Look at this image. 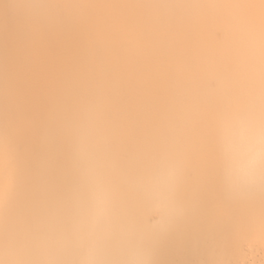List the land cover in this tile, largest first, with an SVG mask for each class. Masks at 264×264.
I'll use <instances>...</instances> for the list:
<instances>
[{
	"label": "rangeland",
	"instance_id": "374dc122",
	"mask_svg": "<svg viewBox=\"0 0 264 264\" xmlns=\"http://www.w3.org/2000/svg\"><path fill=\"white\" fill-rule=\"evenodd\" d=\"M133 1L0 0V208L16 214L43 197L47 206L32 242L4 227L0 257L83 264L90 237L108 250L105 264H120L118 242L148 223L151 186L168 183L184 214L152 237V264H264V219L240 221V208L264 206V183L247 192L225 183L264 129V0ZM203 31L208 42L194 49H208L213 80L193 90L178 52ZM242 120L251 128L240 139ZM59 240L64 251L49 256Z\"/></svg>",
	"mask_w": 264,
	"mask_h": 264
},
{
	"label": "clouds",
	"instance_id": "9594fccd",
	"mask_svg": "<svg viewBox=\"0 0 264 264\" xmlns=\"http://www.w3.org/2000/svg\"><path fill=\"white\" fill-rule=\"evenodd\" d=\"M251 123L242 120L236 135L243 139ZM251 155L240 160L226 173L225 183L229 191L247 192L264 183V129H257L252 138ZM149 220L146 227L132 236L125 237L115 248L121 258L120 264H152L151 239L164 231L175 219L184 214V208L177 202L174 187L168 183H157L149 191ZM109 255L94 238H86L82 248L83 264H105ZM0 264H4L0 260Z\"/></svg>",
	"mask_w": 264,
	"mask_h": 264
},
{
	"label": "bare ground",
	"instance_id": "6f19581e",
	"mask_svg": "<svg viewBox=\"0 0 264 264\" xmlns=\"http://www.w3.org/2000/svg\"><path fill=\"white\" fill-rule=\"evenodd\" d=\"M80 1V0H79ZM120 1H122V0H120ZM125 1V0H124ZM134 1H136V0H134ZM133 1V2H134ZM139 1H142V0H139ZM138 1V2H139ZM145 1H146V3H152V1H155V0H144V1H142L141 3H145ZM148 1V2H147ZM157 1H163V3H165L166 2V0H157ZM157 1H156V3H157ZM171 1V0H170ZM176 2H177V0H175ZM127 2V1H126ZM132 2V1H131ZM138 2H136L135 4L137 5H141V3H138ZM169 1H167L166 3H168ZM172 2H174V0L172 1ZM175 2V3H176ZM146 3H145V5H146ZM161 3V2H160ZM171 3V2H170ZM177 3H179V0H178V2ZM176 3V4H177ZM85 4V3H84ZM123 3H121V5H122ZM125 4V3H124ZM124 4L121 6L122 8H123V6H124ZM127 4V3H126ZM125 4V6H127ZM131 4V3H130ZM135 4H134V9L136 8L137 9V7H135ZM153 4V3H152ZM159 4V3H158ZM162 4V3H161ZM78 5L79 6H81V3L79 2L78 3ZM77 5V6H78ZM151 5V4H150ZM156 4H154L153 6H155ZM160 5V4H159ZM158 5V7H160ZM168 5V7H170L171 6V4H170V6H169V4H167ZM166 5V6H167ZM178 5H180V3L178 4ZM76 6V5H75ZM78 6V7H79ZM119 6V7H120ZM147 6V5H146ZM152 6V5H151ZM162 6V5H161ZM163 6H164V4H163ZM173 6V5H172ZM180 6H182V5H180ZM179 6V7H180ZM85 7H86V4H85ZM141 7V6H140ZM144 7V6H143ZM149 7V6H148ZM168 7H165V8H168ZM87 8V7H86ZM127 8V7H126ZM131 8L133 9V7L131 6ZM138 8H139V6H138ZM147 8V7H146ZM146 8H145V10H144V15H145V12H146ZM153 8V7H152ZM156 8V7H155ZM155 8H154V12L156 13V11H155ZM172 8H174V10L175 9H177V8H175V7H172ZM125 9V8H124ZM135 9V10H136ZM142 9V8H141ZM141 9L139 10L138 9V11L140 12L141 11ZM160 10L161 11V9L160 8H157L156 10ZM169 9V8H168ZM178 9H180V8H178ZM177 9V10H178ZM79 10H81L82 11V8L80 9L79 8ZM86 11V9L84 8L83 9V11ZM88 10V9H87ZM134 10V11H135ZM148 10H149V8H148ZM158 10V11H159ZM173 10V9H172ZM172 10H171V8L168 10V11H171V13L173 14V12H172ZM173 10V11H174ZM122 11V10H121ZM129 11H130V8H129ZM132 11V10H131ZM151 11V14L153 13V11L152 10H150ZM166 12H167V10H165ZM164 11V12H165ZM87 12V11H86ZM128 12V11H127ZM136 12V11H135ZM135 12H133V13H135ZM177 12V11H176ZM180 12V11H179ZM84 13V12H83ZM132 13V12H131ZM132 13V14H133ZM137 13V12H136ZM141 13V12H140ZM142 13H143V10H142ZM154 13V14H155ZM158 13V12H157ZM160 13V15L162 14L161 12H159ZM169 13V12H168ZM180 13H182V11L180 12ZM87 14V13H86ZM89 14V13H88ZM131 14V15H132ZM146 14H147V12H146ZM150 14V13H149ZM148 14V15H149ZM151 14L149 15L150 17H153V16H151ZM153 14V15H154ZM163 14H165V13H163ZM162 14V15H163ZM172 14L170 15V14H168V18H171V17H175L176 15L174 14V16H172ZM177 14V13H176ZM90 15V14H89ZM88 15V16H89ZM136 15V14H135ZM134 14H133V16H135ZM147 15V16H148ZM162 15H161V17L159 16L158 18L159 19H161V18H163L162 17ZM166 15V14H165ZM169 15L171 16V17H169ZM179 15V14H178ZM137 16V15H136ZM139 16H142L141 14L139 15ZM148 16V17H149ZM158 16V15H157ZM167 16V15H166ZM165 16V18H167ZM179 16H182V15H179ZM189 16V15H188ZM187 16V17H188ZM192 16V15H191ZM190 16V17H191ZM138 17V16H137ZM143 17V16H142ZM148 17L146 18V20L148 19ZM149 17V18H150ZM154 17L156 18V19H158L155 15H154ZM187 17L185 18V19H187ZM131 18V17H130ZM140 18V17H139ZM138 18V19H139ZM181 18V17H180ZM180 18H179V20H180ZM183 18H184V15H183ZM193 18V17H192ZM191 18V19H192ZM138 19H134V20H138ZM158 19V20H159ZM94 20H95V18H94ZM145 20V19H144ZM150 20H152V19H150ZM183 20V19H182ZM182 20H180V21H182ZM96 21V23H97V25H98V22L99 21H97V19L95 20ZM133 21V20H132ZM143 21V20H142ZM148 22H149V20H147ZM153 21V20H152ZM150 22V26L152 27L153 26V22ZM162 21H163V19H162ZM170 21H171V19H170ZM169 21V22H170ZM187 21V20H186ZM190 21V20H189ZM199 21H200V19H199ZM101 22H103V20L101 21ZM105 22H107V21H105ZM104 22V23H105ZM135 22V21H134ZM145 22V21H144ZM164 22H165V20H164ZM166 22H168V21H166ZM165 22V23H166ZM168 22V23H169ZM178 22V21H177ZM200 22H202V21H200ZM199 22V23H200ZM100 23V22H99ZM109 23V22H108ZM107 23V24H108ZM152 23V24H151ZM159 24H160V22H158ZM163 23V22H162ZM167 23V24H168ZM185 23V22H184ZM189 23V22H188ZM197 23V22H196ZM95 24V23H94ZM101 24V23H100ZM134 24V23H133ZM142 25H143V22L141 23ZM148 23H146V25H147ZM181 24V23H180ZM186 24V23H185ZM184 24V25H185ZM202 24V23H201ZM111 25V24H110ZM114 25V24H113ZM144 25H145V23H144ZM145 25V26H146ZM155 25V24H154ZM158 25V24H157ZM157 25L156 26H153V27H157ZM162 24H160V26H161ZM189 25H191V24H189ZM145 26H144V30H145ZM162 26H167V25H165V24H163ZM173 26V25H172ZM178 26V25H177ZM185 26H187V25H185ZM200 26V25H199ZM101 27V26H100ZM103 27V26H102ZM134 27H137V26H134ZM134 27H132V28H134ZM152 27V28H153ZM168 27V26H167ZM174 27V26H173ZM175 27H176V25H175ZM179 27V26H178ZM178 27H177V30H178ZM181 27V26H180ZM201 27V26H200ZM200 27H198L199 29H200ZM208 27V26H207ZM140 28H142L143 29V27H140ZM172 28V27H171ZM170 28V29H171ZM189 28V27H188ZM188 28H186V29H188ZM192 28L194 29V28H197V27H193L192 26ZM203 28H206V27H202V29ZM211 28V27H210ZM106 28H104V30H105ZM117 29V28H116ZM115 29V30H116ZM134 29H136V28H134ZM157 29V28H156ZM155 29V30H156ZM175 30L172 32L173 34L176 32V28H174ZM181 29H183V28H181ZM181 29H180V31H181ZM190 29V28H189ZM99 30V29H98ZM107 30L109 31L108 33H109V36H110V31L112 30H110L109 28H107ZM106 30V31H107ZM127 31H129V29H126ZM157 30H159L160 31V29H157ZM156 30V31H157ZM195 30V29H194ZM194 30H192V32L191 31H189V32H191V35L190 36H192V33L193 34H195V32H193ZM101 31V30H100ZM132 31V30H131ZM136 31V30H135ZM139 31V30H138ZM146 31V30H145ZM184 31V30H183ZM201 31V30H200ZM207 31V30H206ZM112 32H114V31H112ZM133 32V31H132ZM141 32V31H140ZM151 32H152V30H151ZM187 32V31H186ZM205 31H203V34H204V36H201V35H203L202 33H201V35H199V38L198 39H196L194 42L192 41V43H190V44H185V46L184 47H180V46H178V47H180V48H183V55L182 56H180L181 55V53L180 52H178V48H176L177 46V42L176 41H178V40H176L175 41V43H173V45L175 44V48H176V50H175V52L177 51L180 55H179V57L181 58V60H183V61H185V62H188V65H187V63H186V66H188L187 68H188V72H187V75H185L187 78H185L186 80H184L185 81V83L187 84V85H192L191 86V88L190 89H193V90H197L198 88H199V86L200 87H202L206 82H211L212 80H213V74H214V70H213V68H212V65L210 64V62H207V60H209V59H207V60H205V62L203 61L202 62V55H204V53L208 50H205V52H203L202 54H198V51H196L195 49L196 48H198V47H201V44L203 43L202 41L203 40H205V36H206V40H207V36L208 35H206V33H204ZM103 33V32H102ZM116 32H114V34H115ZM120 33V32H119ZM119 33H117V35L119 34ZM129 33V32H128ZM137 33V32H136ZM155 33H159V32H155ZM166 33H168V32H166ZM171 33V34H172ZM181 33H184V32H181ZM198 33V32H197ZM130 35L129 36H133L134 35V32L131 34V32L129 33ZM138 34L140 35V33L138 32ZM143 34V33H142ZM153 34H154V32H153ZM170 34V33H169ZM172 34V35H173ZM185 34V33H184ZM103 35V34H102ZM113 35V34H112ZM116 35V34H115ZM137 35V34H136ZM139 35H138V37H139ZM155 35V34H154ZM156 35H158V34H156ZM171 35V36H172ZM175 35V34H174ZM189 34H187L186 33V37L188 36ZM105 36H108V35H105ZM104 36V37H105ZM122 36H123V34H122ZM159 36V35H158ZM178 36H179V34H178ZM182 36H184L183 34H182ZM181 36V37H182ZM194 36V35H193ZM192 36V37H193ZM196 36V35H195ZM209 36H210V34H209ZM111 37V36H110ZM109 37V38H110ZM113 37V36H112ZM112 37H111V39H112ZM120 37H121V34H120ZM134 37V36H133ZM132 37V38H133ZM161 37V36H160ZM163 37V36H162ZM167 37H169V36H167ZM174 37V36H173ZM176 38H177V35L175 36ZM204 37V38H203ZM114 38V37H113ZM128 38V37H127ZM130 39V41H131V43L133 42V39ZM135 38H137V37H135ZM140 38H141V36H140ZM164 38V37H163ZM170 38V37H169ZM176 38H174V40L176 39ZM183 38V37H182ZM201 38V39H200ZM210 39H211V37H209ZM142 39V38H141ZM165 39V38H164ZM163 39V40H164ZM180 39V38H179ZM187 39H189L188 37H187ZM186 39V40H187ZM135 40V39H134ZM137 40V39H136ZM142 40H144V39H142ZM184 40V39H183ZM193 40V39H192ZM127 41V40H126ZM140 41V40H139ZM146 41V40H145ZM168 41V40H167ZM169 41H170V39H169ZM172 41H173V39H172ZM172 41L170 42V45H172ZM180 41V40H179ZM187 42H188V40H187ZM207 42H208V40H207ZM127 43H128V41H127ZM131 43H128V44H131ZM134 43V42H133ZM133 43H132V45H133ZM138 43V42H137ZM141 43V42H140ZM140 43H138L139 44V48H141V47H143V45L140 47ZM146 43V45L147 46H149V48H150V44L148 45L147 44V42H145ZM145 43H143V44H145ZM181 43H182V41H181ZM181 43L179 44V45H181ZM135 44V43H134ZM208 44V43H207ZM210 44V43H209ZM131 45V46H132ZM137 45V44H136ZM135 45V46H136ZM173 45H172V48H173ZM183 45V44H182ZM205 45V44H204ZM135 46H132V48L133 47H135ZM206 46V45H205ZM146 47V46H145ZM152 47V46H151ZM203 48H204V46H202ZM210 47V46H209ZM209 47H206V48H209ZM136 48H137V46H136ZM144 48V47H143ZM142 48V49H143ZM171 48V47H170ZM171 48V49H172ZM195 48V49H194ZM135 49V48H134ZM146 49H148V47L146 48ZM201 49V48H200ZM138 50V49H137ZM137 50H135V51H137ZM140 50V49H139ZM138 50V51H139ZM149 50V49H148ZM152 51H154V49L152 48L151 49ZM198 50H199V48H198ZM138 51H137V53H138ZM151 51V52H152ZM179 51H181V49L179 50ZM140 52V51H139ZM143 52H144V50L142 51L141 50V53H142V55H143ZM147 53H148V56H149V52L147 51ZM147 53H144V54H147ZM154 53H155V51H154ZM178 53H176V57L178 56L177 54ZM210 53V52H209ZM139 54V53H138ZM151 55V54H150ZM146 56V55H145ZM144 57V56H143ZM147 57V56H146ZM198 57H200L201 58V60H198L199 58ZM207 58H208V56H206ZM174 58H175V56H174ZM178 58H176V61H175V63L178 61L177 60ZM206 59V58H205ZM181 62V61H180ZM180 62H178V64L180 63ZM185 62H183L184 64V67H186L185 66ZM176 65V64H175ZM177 66V65H176ZM180 66H181V63H180ZM179 67V66H178ZM182 67V66H181ZM181 74V73H180ZM182 75H184V74H182ZM182 77H184V76H182ZM208 83V84H209ZM57 110V109H56ZM58 112V111H57ZM54 113V112H53ZM202 181H201V178H193V180H192V182H190V185H191V187H195L196 186V184H200ZM33 203H32V205L30 204L29 206H25V207H23V208H21V209H19L17 212H16V214L15 213H13L12 211H5L4 210V208H0V249L3 251L4 250V248L7 246V244L9 243L8 241H10L11 239H8L7 238V236L5 237V233H6V231H5V229H4V227H9V228H14V229H16L15 231L17 232V237H18V239L20 238V240H21V242L23 243V244H27L28 242H32L33 241V236H34V232H33V230H35V227H36V224L39 226L42 222H41V220H43L44 218H42L41 217V214H43L44 213V210H46V208L45 207H47L46 205H43V203L45 204V197H43V198H38V199H36V200H34V201H32ZM102 208V207H101ZM35 210H39V211H41V212H39V213H35ZM114 210V209H113ZM239 210V209H238ZM103 212V211H102ZM240 212H241V214H239V216L241 215V220L237 217V219H239L243 224H245L247 227L249 226H252V225H257L259 222H261V221H263V219H264V206H263V204H261V203H253V204H250V205H245L244 207H242V208H240ZM238 214V213H237ZM238 216V215H237ZM43 217H45L44 216V214H43ZM220 217H218V216H216L215 217V220H217V222H222V220H221V218L219 219ZM263 218V219H262ZM45 220V219H44ZM240 221H238V222H240ZM44 222V221H43ZM45 222H46V220H45ZM240 222V223H241ZM240 225V224H239ZM244 225V227H246ZM227 227H228V225H227ZM236 227V226H235ZM240 227H242V225L240 226ZM248 227V228H249ZM230 228H232V227H230ZM237 228V227H236ZM235 228V230H237ZM233 229V228H232ZM228 230V229H227ZM250 230H251V228H250ZM254 229H252L251 231H253ZM249 232V231H248ZM254 232H256L255 230H254ZM230 233V232H229ZM32 234H33V236H32ZM227 234H228V232H227ZM231 234V233H230ZM31 235V236H30ZM88 238V237H87ZM14 240H16V239H13V241ZM77 246V245H76ZM76 246H75V250H76ZM51 249H50V251H52V252H49V253H47V254H50V253H53V254H55V252L56 253H58V252H60L61 250H63L64 251V249H65V244H64V241L63 240H59V241H56V242H54L53 244H52V246L50 247ZM49 250V249H48ZM80 250V253H81V255H82V247L79 249ZM48 252V251H47ZM75 252V251H74ZM5 253V252H4ZM46 255V254H45ZM57 254H55V256H56ZM6 256H8V255H6ZM6 256L4 255L3 256V258H2V256L0 257V260H3L4 261V263H7L4 259L6 258ZM10 257H11V255H9ZM8 256V257H9ZM49 256H52V254H50ZM54 256V257H55ZM48 257V256H47ZM76 257V256H75ZM78 257V256H77ZM50 257H48V259H49ZM47 260V259H46ZM45 260V261H46ZM77 260V259H76ZM80 261L82 260V259H79ZM18 261V260H17ZM49 262V261H48ZM54 262H55V260H54ZM58 262H60V261H58ZM57 262V263H58ZM82 262V261H81ZM56 263V264H57ZM59 264V263H58Z\"/></svg>",
	"mask_w": 264,
	"mask_h": 264
}]
</instances>
